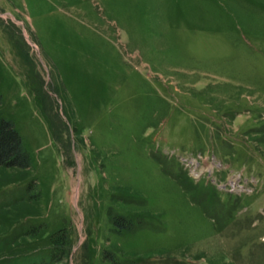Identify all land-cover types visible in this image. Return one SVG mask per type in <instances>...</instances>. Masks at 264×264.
I'll use <instances>...</instances> for the list:
<instances>
[{
  "label": "rangeland",
  "instance_id": "rangeland-1",
  "mask_svg": "<svg viewBox=\"0 0 264 264\" xmlns=\"http://www.w3.org/2000/svg\"><path fill=\"white\" fill-rule=\"evenodd\" d=\"M0 94V264H264V0H0Z\"/></svg>",
  "mask_w": 264,
  "mask_h": 264
},
{
  "label": "trees",
  "instance_id": "trees-1",
  "mask_svg": "<svg viewBox=\"0 0 264 264\" xmlns=\"http://www.w3.org/2000/svg\"><path fill=\"white\" fill-rule=\"evenodd\" d=\"M1 102L2 96L0 94V104ZM30 166L31 159L14 122L5 119L0 120V167L28 169ZM119 223L122 228L129 225L125 221Z\"/></svg>",
  "mask_w": 264,
  "mask_h": 264
}]
</instances>
